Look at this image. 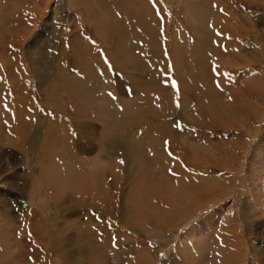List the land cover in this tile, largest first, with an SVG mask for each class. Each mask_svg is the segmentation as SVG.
Listing matches in <instances>:
<instances>
[{
	"label": "rangeland",
	"instance_id": "1",
	"mask_svg": "<svg viewBox=\"0 0 264 264\" xmlns=\"http://www.w3.org/2000/svg\"><path fill=\"white\" fill-rule=\"evenodd\" d=\"M259 142L264 0H0V264H264Z\"/></svg>",
	"mask_w": 264,
	"mask_h": 264
},
{
	"label": "bare ground",
	"instance_id": "2",
	"mask_svg": "<svg viewBox=\"0 0 264 264\" xmlns=\"http://www.w3.org/2000/svg\"><path fill=\"white\" fill-rule=\"evenodd\" d=\"M252 156H253L252 157V163L250 164L249 169L251 171H257L260 168L263 169V167H264V142H261V143L259 142L255 146V151H254ZM257 163H260V165H257ZM195 203L197 204L199 202H195ZM214 214H216V213H214ZM213 215L210 216V219L213 218ZM221 220H222V217H221ZM207 221H208V219H207ZM231 222H232V220H231ZM204 226H205V224H204V222H202L199 225V228L197 226L195 230L199 234L203 233L200 231V229L202 230L204 228ZM228 230H229V232H228ZM228 230H227V233L225 232L226 234L224 235V240H221V241H223L222 242V246H223L222 249H224L225 247H230L231 249H233V253L231 254V256L230 257L227 256V258H226V264H234L235 259L238 257V254H239V242H238V240L235 239L237 237L238 228L234 229V225H233L232 227H229ZM230 236H232L231 239L229 238Z\"/></svg>",
	"mask_w": 264,
	"mask_h": 264
},
{
	"label": "snow or ice",
	"instance_id": "3",
	"mask_svg": "<svg viewBox=\"0 0 264 264\" xmlns=\"http://www.w3.org/2000/svg\"><path fill=\"white\" fill-rule=\"evenodd\" d=\"M121 162H123V161H121Z\"/></svg>",
	"mask_w": 264,
	"mask_h": 264
}]
</instances>
